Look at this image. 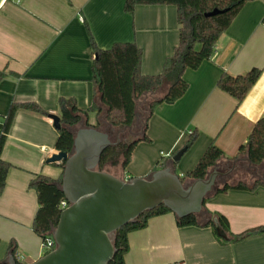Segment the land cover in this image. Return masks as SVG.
<instances>
[{
	"label": "crops",
	"instance_id": "obj_1",
	"mask_svg": "<svg viewBox=\"0 0 264 264\" xmlns=\"http://www.w3.org/2000/svg\"><path fill=\"white\" fill-rule=\"evenodd\" d=\"M124 1L6 0L0 7V70L7 73L0 83V134L13 102H32L48 113L42 117L18 112L2 147L1 159L11 168L0 195V264L10 257V242L15 246L16 264H32L44 255L42 241L32 230L38 205L28 185L35 175L57 180L62 173L46 164L57 153V130L49 116L59 118L58 100L72 98L83 111L96 105L100 113L89 112L87 124L114 129L106 124V109L94 94L90 39L101 50L115 43H134L142 53L141 73L146 76L160 74L178 44L175 6L142 5L128 15ZM251 69H259L260 76L238 105L218 90L223 74L238 76ZM183 80L188 85L186 93L172 104L161 103L153 109L145 128L149 142L137 143L125 169L113 168L119 175L112 176L147 178L154 167L160 170L164 164L182 178L210 144L225 157L213 168L218 173L213 189L238 176L236 167L248 163L246 157L231 159L254 124L264 118V0L245 3L219 38L210 60L186 70ZM139 115L138 109L129 130L139 124ZM100 126L96 129L108 135ZM123 131L119 127L116 137ZM191 135L193 144L173 161ZM212 191L201 212L223 216L232 234L264 227L263 188L217 195ZM127 241L124 264H264V234L222 243L210 227L178 228L172 213L151 218L145 229L129 233ZM16 256L21 257L20 263Z\"/></svg>",
	"mask_w": 264,
	"mask_h": 264
},
{
	"label": "trees",
	"instance_id": "obj_2",
	"mask_svg": "<svg viewBox=\"0 0 264 264\" xmlns=\"http://www.w3.org/2000/svg\"><path fill=\"white\" fill-rule=\"evenodd\" d=\"M250 1L253 0H125L123 10L128 15L133 14L135 7L142 5H170L177 9L178 44L172 55L165 60L162 71L158 75L146 76L141 73L142 53L134 43H115L109 49L101 50L90 39L92 53L90 69L94 94L100 97V102L106 109V124L112 128L121 126L130 128L134 124L136 110L140 109L142 112L144 109L146 113L141 136L129 144L118 143L116 146L108 147L100 157L98 171L109 173L105 171L106 168L118 166L125 169L137 143L149 142L145 128L153 109L161 103L172 104L186 93L188 85L183 80L184 72L197 69L204 61L210 60L221 35L228 29L244 4ZM214 10L219 13L211 17L205 16ZM260 72L259 69H251L246 74L238 76L223 74L217 82V88L238 105L256 83ZM6 76L7 73L0 70V83ZM146 96L152 98L149 102L141 103ZM58 107L60 128L57 130L55 151L70 154L74 138L72 130L81 125L83 128L90 127L86 122L87 114L97 111L99 115L100 111L96 105H92L85 111L80 110L72 98H60ZM18 112L34 113L42 117L48 115L32 102H13L10 105L3 118L0 134V195L11 168V165L1 159V151L12 121ZM97 126L100 124L98 123ZM194 140L195 136L191 135L186 141L184 150L188 149ZM240 156L246 157L247 162L252 166H259L264 162V118L254 124L245 144L240 146L237 155L231 160ZM224 159L223 153L215 145L210 144L195 167L179 179L182 183L203 180L210 169L215 168ZM51 165L63 169L64 162ZM164 168V164L160 166V169ZM158 170L154 167L152 173ZM61 180L62 173L57 180L38 174L29 181L28 187L34 191L38 205L32 230L41 241L48 237L52 238V231L62 212L60 204L65 199L60 191ZM257 188L264 189V178L253 180L251 185L245 182H238L235 185L226 183L213 189L212 194H222L229 190L254 191ZM203 207L204 204L202 209ZM168 213H171L168 208L158 206L141 214L134 223L116 231L112 241L115 252L109 264H124V256L129 249L127 241L129 233L145 229L151 218ZM214 219L226 233L227 240L216 236ZM176 226L178 228L210 227L222 243H238L248 237L264 234V227H256L234 235L230 232L227 220L223 216L211 214L206 210L185 218H176ZM14 252V243L10 242L7 254L15 258Z\"/></svg>",
	"mask_w": 264,
	"mask_h": 264
},
{
	"label": "water",
	"instance_id": "obj_3",
	"mask_svg": "<svg viewBox=\"0 0 264 264\" xmlns=\"http://www.w3.org/2000/svg\"><path fill=\"white\" fill-rule=\"evenodd\" d=\"M5 1L0 0V7ZM218 13L214 10L205 16ZM49 119L58 130L59 118L50 115ZM118 143L90 126L75 133L70 154L56 153L46 160V164L64 162L60 191L68 207L52 231L54 249L32 264H109L115 252V232L134 223L144 212L158 206L168 208L176 218L201 212L218 175L215 169L205 179L187 185L169 167L147 178L121 180L97 170L102 153ZM184 151L172 160L178 161ZM213 223L216 236L227 240L217 221ZM6 264L16 262L9 257Z\"/></svg>",
	"mask_w": 264,
	"mask_h": 264
},
{
	"label": "rangeland",
	"instance_id": "obj_4",
	"mask_svg": "<svg viewBox=\"0 0 264 264\" xmlns=\"http://www.w3.org/2000/svg\"><path fill=\"white\" fill-rule=\"evenodd\" d=\"M139 114H140L138 120L139 124L137 123L135 125V128L131 129V131L128 128H123L124 131L118 134L117 139H116V131L119 128L110 129L109 127H104V126H100V128L108 133L109 139L112 142H116L118 140L119 143L129 144L131 143L132 140L138 138L141 128V123H140L141 119H144L146 116L144 109H142V112L139 109ZM73 130L75 132L77 129L74 128ZM129 132H131V135H129L130 134ZM105 171H108L109 173H113V175H119V173H117L113 168L110 169L106 168ZM236 172L238 176L234 175L232 178H230V180L228 181L230 185H235V183L237 184L238 182H245L247 185H251L253 180L264 178V162L259 166H252L249 163L246 164L239 163L236 167Z\"/></svg>",
	"mask_w": 264,
	"mask_h": 264
},
{
	"label": "built area",
	"instance_id": "obj_5",
	"mask_svg": "<svg viewBox=\"0 0 264 264\" xmlns=\"http://www.w3.org/2000/svg\"><path fill=\"white\" fill-rule=\"evenodd\" d=\"M67 207H68V203L66 201H62L61 204H60L61 210H64ZM54 247H55V245H54L53 238L48 237L47 239L42 241L43 254L51 252L54 249ZM16 260H17L18 263H20L21 262V257L20 256H16ZM171 264H184V263L183 262H173Z\"/></svg>",
	"mask_w": 264,
	"mask_h": 264
},
{
	"label": "flooded vegetation",
	"instance_id": "obj_6",
	"mask_svg": "<svg viewBox=\"0 0 264 264\" xmlns=\"http://www.w3.org/2000/svg\"><path fill=\"white\" fill-rule=\"evenodd\" d=\"M131 131V130H130ZM130 134L129 135H131V132H129ZM116 139H117V137H116ZM119 139V138H118Z\"/></svg>",
	"mask_w": 264,
	"mask_h": 264
}]
</instances>
